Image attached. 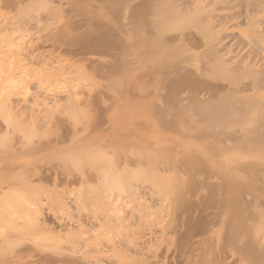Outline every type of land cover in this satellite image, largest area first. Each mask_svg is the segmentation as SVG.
I'll list each match as a JSON object with an SVG mask.
<instances>
[{
    "label": "rangeland",
    "instance_id": "obj_1",
    "mask_svg": "<svg viewBox=\"0 0 264 264\" xmlns=\"http://www.w3.org/2000/svg\"><path fill=\"white\" fill-rule=\"evenodd\" d=\"M16 1V4L9 6L5 3V0H2L0 5V175L5 172L12 175L15 172L17 174L20 171V166L25 167L24 169H27V173L30 170L29 168L33 170L32 168L37 164V166H41L43 169L45 167L51 173H62L63 171L61 170H65V173L67 171L71 173L76 171L77 175L79 173L77 170L80 166V171L83 168L82 170L86 171V173L88 170L91 171L95 168L90 169L91 165H87L88 162H93L94 160L93 163L96 166L101 165V168L106 167L107 169L105 170L109 172L116 171L115 173H117V170L122 169L129 173V176L134 172L133 176H130L134 178H130L131 181L128 175L126 177L128 178L126 188L129 191L127 189L128 192H125L126 198L128 196H131L130 198L133 197L131 202L134 212L131 213V209L128 208L126 212L128 224H125L123 231L121 230L122 232L120 231L121 235L118 232V228L114 230L115 233L102 235L105 237L109 236V239L112 238L110 244L109 239H102L100 235L99 241L102 240L101 249L105 247L102 250L100 249L101 251L110 249L109 251L111 252L114 244L117 245L119 241L131 239L135 234L139 236V239H143V242L139 241V243H142L143 246L145 245V250L149 249L146 264L149 261H151L149 264H264V144H262L264 142V93L260 90L254 94L251 89L247 90L246 87H249V83H251L252 77L250 78V76L254 72L246 75V72L249 71L244 73L243 70L245 62L249 60L245 48H247L252 38H249L251 33L249 32L250 29L248 30L247 28L248 25L246 23L248 19L246 18L253 17L252 19H254L255 16V20L257 19L258 21L262 12L257 14L255 12V15L251 14L253 16L248 13L250 16H247L248 10L249 12L251 10V13H253V9L250 8L252 6L249 4L246 12L244 10L247 7L244 6L247 5H240V0L234 2L231 0V3H227L229 0L227 2L221 0L224 3L223 5H225V9L222 8L223 6L220 7L222 3H217L218 0L216 3L219 5L216 8L213 5L215 9L217 7L221 8L219 10L222 11H215L214 9L218 13L225 12L226 8H232L233 14L235 11L234 15L241 17L246 12L245 16L247 17L245 18L244 16L243 20H245L239 22L240 27L238 25L239 17L237 16L238 18H236L238 19L237 22L235 21L236 19H231L233 15L230 16L229 13L231 12H229L230 10L227 11V9L226 13L228 16L226 13L224 14L230 17L234 24L236 22L238 27L236 24L233 25L230 20H228V23L226 21L222 27L226 29V25L232 23L230 28L236 26L234 33L237 34L236 31L238 29L240 36H238L239 34L237 36L239 38L242 39V36L245 34L250 39L247 40L243 36L246 41L243 40L241 42L239 41L241 39L238 38V47L244 44L240 50H243L245 47L243 50L245 57H240L244 59H242V62L244 61L243 63L245 64L239 58L238 62L241 66L239 67L237 62L235 64L238 67L236 65H234V68L231 66L236 61L235 58L239 57L237 54H243V51L240 52L239 50L240 47H234L236 52L237 50L239 51L237 54L235 51H232L236 54L231 52L235 58H231L232 54H230L228 57L231 59L227 57V61L231 62L234 59L233 63H227H230L228 66L232 68L230 69L232 72L235 69L236 72H234L236 74L234 72V75L231 74L229 70H227L229 73L223 72L229 69L228 66V68L223 66L226 67L224 70L222 65H220L222 63L224 65L226 62V60H223L221 61L222 63L217 64L216 69L217 73L220 70L219 75L222 72L224 74L219 76L221 77L220 79H216L219 78L218 74L214 73L215 75L217 74L215 78L212 73L216 71H212V65V68L210 66L208 68L207 65H210V62L205 64L206 60L201 59V62L204 61L202 64L207 66L206 69L200 68L202 64L199 62L200 59L197 61V58H195L196 61H193L194 59L183 60V63L172 64V61L165 59L164 54H162L164 55L163 58L159 54L160 52L154 49V42L160 41L161 36L164 38L169 33L167 35L165 33L163 36L164 33L162 31V34L158 33L160 34L158 35L156 29H153L154 27L151 28V26L143 24L145 22L142 21V17H145V21H147V16L142 9L143 12L140 10L139 17L141 16V22L143 23L139 19H136L137 17H134V20L133 15L135 14L136 3L139 1L143 3V0H136L135 6V0ZM214 1L212 0L210 5L214 4ZM237 2H240L238 3L239 7H244H242L243 9L241 8L242 10L239 9L243 13L239 12L238 6H236L238 8L233 7ZM247 2L250 1L247 0ZM247 2L245 0V4H248ZM57 6H60V8H57ZM229 6L231 7L229 8ZM234 8L242 14H236L237 11ZM257 15L258 18H256ZM135 21L141 25L139 26L140 29L144 25L147 27L144 26L143 32L142 30L140 31L141 38L139 39L142 42L139 41V43L141 46L137 53L138 56L136 54L133 57L130 41L132 25H135ZM180 22L184 26L187 24V21ZM180 22L176 24L177 28L175 25L176 29L174 31H177L178 28L185 29L184 27H180ZM188 22L189 24L186 26L191 28L192 25H190V21ZM71 23L75 24H73L74 27ZM146 23L149 24L148 21ZM191 24L193 23L191 22ZM148 27L149 30L151 28L150 31L153 29L154 33L153 31L150 33ZM193 28H191L192 31L187 29L190 32H195ZM227 29L229 30L228 26ZM144 30L146 34L150 33V36H143ZM247 32L250 34L246 35ZM108 36L113 41V44ZM146 37H150L149 40L151 38L153 39L152 41L155 40L154 44H151V49L154 47L153 49L156 50L154 57L149 54V50H145L148 49V46L144 47L143 45L145 39H147ZM98 38H100L99 42ZM105 38L109 43L106 42ZM93 39L94 41L96 40L95 43L100 45L104 40L107 44L112 45L109 46L105 43L107 47L109 46L108 49L106 47V50L105 47L102 50L97 48H92V50L84 49L87 46L86 44L90 45ZM101 39L102 42L100 43ZM147 41V45L152 42L148 41V44ZM78 48H80V52H77L79 51ZM75 49L77 54L72 52ZM153 49L151 50V54ZM136 57H138L139 62ZM132 58L136 60L133 59L132 62ZM247 58L248 60L246 61ZM134 61L138 63L135 62L136 65H133ZM227 63L225 64L227 65ZM196 64H200V67L194 68ZM135 66L139 67V71L133 69ZM180 66H191L193 67L191 71L200 68L197 71L195 70L197 76L198 73L206 72L207 69L211 68L210 75L207 74L209 70L204 75L210 76L209 79L215 78L214 80H218L219 83L215 82L220 87L222 80L233 84L229 88V84L225 83L224 85L228 86L227 88H219L225 90V92L222 91L221 93L218 90V94L224 95L227 90L234 96L239 90L240 94L248 93L250 95L249 93L252 92L253 95L251 93V97L253 100L257 97L260 99L261 108L257 110L250 109L247 115L241 116L237 110H234V105L237 106L235 99L241 95L237 94V98L230 99L229 96L231 94L227 91L229 96L226 93L227 96L224 97H227L228 102L231 104L235 101L234 105L232 104L233 106L229 103L227 104V99L224 100L225 98L223 99L221 94L219 97L222 96L221 98L225 101L223 104L226 103L227 107L229 106L228 108L231 109L230 120L227 117H224L225 119L222 118L223 114L219 115L218 110V115H215L217 114L215 112L216 118H214L215 116L212 117L208 111H196L182 105L185 101L183 96L187 94L185 91L187 88L184 90V87L183 91L179 94L177 92L181 91L180 87L177 92L176 90L175 92L172 91V93L174 92V96L178 94L176 95L177 97L175 96V99L180 101L181 104H178V102L173 103L175 99L173 96L171 100L169 99L170 97L168 98V91L170 85V87L173 86L170 88L171 90L175 87V85L171 84L176 80L175 76L179 75L180 78L184 75L182 72L185 69ZM186 69L189 70L190 67H186ZM187 70L184 73L190 71ZM227 74H230L232 77ZM223 75L228 77L224 76V78ZM235 75H237V79ZM13 78L16 81H18L16 78H22L25 79V82L22 79L19 80L21 83L16 82ZM211 80L205 81H214ZM238 80H243L242 87ZM215 82L212 83L216 84ZM237 82L241 88L239 85H236ZM243 84L246 86L244 87L246 90L243 88ZM202 87L203 90L200 94H197L196 88L194 90L197 92L188 89L191 93H196V97L194 93L193 95L189 94L190 92L187 90L189 92L188 95L196 99L198 95L203 94L204 97V95H208L206 93L213 91L209 86ZM25 88L26 90L24 91ZM200 88H198L199 91H201ZM204 88H210L211 91L207 92V89ZM171 90L169 94H171ZM9 91L12 92L11 95L8 94L10 93ZM25 92L28 95L24 94ZM21 94L26 95L25 97H28V101ZM7 95H9L8 98ZM5 98L10 100L7 101ZM229 99L233 101L231 102ZM258 102L259 100L256 101V103ZM224 106L226 107V105ZM230 106L234 108L232 109ZM233 113L236 119L233 118ZM244 130L249 132V134L247 132L243 134ZM62 134H65V137ZM60 137L65 140L66 145L79 141H96L99 149L95 144H93L95 146L94 149L96 147L98 149H95V151L97 150L96 152L93 153L87 149L91 154L93 153V156L95 155L94 157L89 155L88 151L87 153L84 151L85 154L91 156L89 157L90 160H86L89 158L87 155H83L84 153L78 156L79 158L81 157L79 159L76 155L80 154V150L73 151L72 147L69 150L64 149L66 150L64 152L62 150L61 152L55 153L54 151L48 154L44 151H37L35 144L38 142H41L43 145H47L50 142L61 143L62 139ZM22 149L21 153L23 154L19 153ZM40 153L45 154L40 155ZM11 155L15 158L11 157ZM82 156L86 158L85 162H83L84 159L80 161L82 160ZM19 160L22 161V164L21 162L19 163ZM32 161L33 163L36 161L35 164ZM18 163L20 164L19 167L15 166ZM13 166L14 169H12ZM76 166H78V169H76ZM98 168L95 169L98 170ZM135 174L138 175L135 176ZM92 176V179L95 178L93 180V183H95L97 179L96 175ZM7 180V182L0 185V198L2 199L3 197L0 200V205H4V198H8V195H5L6 197L3 196L4 192H8L10 189L13 190L11 187L17 184V181L13 177L7 178ZM34 180H36L35 182L39 181L38 178H34ZM76 183L73 184L74 187L76 186L74 191H78L81 188L80 182ZM128 183L131 188L127 186ZM47 185V190L45 188L46 191L44 190V192H48V194L54 192L50 189L54 187L52 182L47 183ZM77 187L80 188L75 190ZM58 188L56 191L59 190L61 192L62 189ZM82 189H85V187H82ZM86 189L81 193H85L86 195V192H88ZM60 192L54 193L57 195ZM78 192L80 193V190ZM10 193L7 194L10 196ZM79 193L76 192L75 195ZM115 193L117 195L116 188ZM48 194H46L47 196L43 194L38 200L47 204H44L45 211L47 210L46 207H50L56 201V206L59 205L58 210L54 206L55 204L53 206L57 210L56 216L59 218L69 220L68 215L63 214L68 212L72 217V213L75 215V209L77 211L76 205L81 204L78 199L77 201L75 200L80 195H76L77 197L75 196L76 198L74 197V199L71 198L73 201L75 200L74 203L79 202V204H74L75 206L72 204L73 209L71 205L73 201L71 199L70 201L67 200L73 211L69 210L71 211L70 213L65 208L67 206L64 207L62 205L65 208L63 210L60 208L62 207L58 204L60 201L55 200L52 202V197ZM53 195L56 197L55 194ZM60 195L59 197L57 195L56 198L60 199ZM115 196H113L114 199H116ZM84 197L88 198L87 196ZM84 197L83 199L85 200ZM142 198H146V201L145 199L142 200ZM89 199L93 200L90 197ZM83 201L82 203L85 205L86 201ZM91 201L85 205L87 208H92ZM128 201L127 204L130 203ZM95 202L94 200L93 204ZM14 204L16 205L17 203ZM5 205L8 207L9 204L5 203ZM5 205L4 208L0 206V241H4L5 243L8 239L16 240V238L22 241L32 238L39 239L42 235V230L26 224L19 216L13 217L12 213L9 212L10 208L8 210L5 208ZM82 207L81 204L83 211ZM18 208L16 207V209ZM84 214L88 215L86 212H83V217ZM49 215L50 218H53L52 214ZM92 226V229H95L96 226L99 228L97 222ZM117 236L122 237V239H118ZM75 237H73V240H78L74 242L77 246L71 241H67L68 245L64 242L62 247V243L57 241L49 245L54 249L56 248V251L60 249L70 253L73 252L70 248L73 249L76 246L77 250H81V252H85L87 255L100 254L97 248H100L101 245L97 247L98 245L93 244V242L97 244L98 239L93 238V236L90 240L87 239L89 240L88 242L91 241L90 244L85 238L81 241V237H76V239ZM70 239L72 240V238ZM125 242L123 243L122 241L123 244ZM1 245L0 253H2L0 254V259L7 257L11 252H17L21 248V245L13 246L12 244L11 246L14 250L10 251L9 248ZM1 247L3 248L1 249ZM77 250V254H81ZM108 250H105V252H108Z\"/></svg>",
    "mask_w": 264,
    "mask_h": 264
},
{
    "label": "bare ground",
    "instance_id": "obj_2",
    "mask_svg": "<svg viewBox=\"0 0 264 264\" xmlns=\"http://www.w3.org/2000/svg\"><path fill=\"white\" fill-rule=\"evenodd\" d=\"M211 1L212 0H145V1L143 0V3H142V1H139L141 3L138 4L139 2L136 3V0H135L134 6H135V3L137 4V6H135L136 9H135V14L133 15V18L137 17L136 19H139V21L141 22V16L139 17V14H140V10L142 9L145 12V15L147 16L146 19H147V21L149 22L150 25L148 23H146L147 21H145V17H142L144 19V20L142 19V21H144L145 23H143V22H141V23L146 24L147 26H151V28L154 27L153 29L154 30L156 29V33L157 34L158 33L162 34L161 33L162 31L164 33L163 36L165 35V33H166V35L169 33L167 36H165L166 38L165 37L162 38V36H161V40L160 41H155L154 40L155 42L152 41L153 40L152 38H151V40H149L150 37H148V38L146 37L149 42L150 41H152V42H150V44H149L147 39H145V41H144L145 43L143 42L144 44L143 43H141V44H143L144 47L148 46V49H145V50H147V51L149 50L150 51L149 54L151 56L153 55V57H154V55H156L154 53L157 50V52H160L159 53L160 55H162V54L165 55V59H168V60L172 61L173 62L172 64L183 63L182 62L183 60H193L194 59L193 61H196L195 58L198 59L197 61H199V59H200L199 62H201V59L206 60L205 64L210 62V65L209 64L207 65L208 68H209V66L211 67V65H212L213 66L212 71L213 70L216 71V72L212 73L214 75V77L217 74H218V77H219V76H222V74H224V73H227V72L229 73V71H231L230 73L234 75V73L236 72L235 69H233L235 71V72L233 71L234 72L233 73L232 70H230L232 68L230 66H228L234 59L230 62V61H227L228 60L227 57L230 56V54H232V53L235 54L236 50H234V47H238L239 44H237V43L239 41L242 42L243 40H245V38L247 40H250L249 38L252 37L251 38V42L250 41H249L250 43L247 42V43H249V45L247 44L248 45L247 48L244 47L246 49L245 51L247 52L249 60L247 58L246 61L247 60L248 61L245 62L246 63L245 64V63H243L244 61L242 62L243 58H240V57H245L244 56V51H243L244 48H243V50H240V49H242L241 47L244 46V44H243V46L242 45L239 46L240 48L238 47L240 52L243 51V54L240 53L243 56L237 54L239 50H237V52H236L237 56H239L238 58L236 57L237 59L232 54L230 57L231 58L232 57L235 58L236 61H234V63L232 62L233 65H231V66H233V68H234V65H236L235 64L236 62L239 64L238 61H239V58H240L241 62L243 64H245L244 69H243L244 73L246 71H249L250 73L246 72V75H247V74H251L252 72H254V74L250 76V78L251 77L252 78H251V81H250L251 83H249L250 84L249 87L248 86L246 87L243 84L244 85L243 88L246 87L247 90L251 89L254 94L258 93L260 90H262V93H264V90H263V87H264V17L261 18V16L264 15L263 14L264 0H248L250 2H247V0H246V2L248 4H245V0L244 1L240 0L241 3L237 2L236 3L237 5L235 3H233V4H235V6H233V7L238 6V3H240V5H243V6L247 5V6H244V7H247V9L245 8L246 10H244L246 12L248 10L249 4H250V6H252L250 8L253 9V13H251L252 12L251 10H250V12L248 10L247 13L246 12L243 13L241 11L244 8L243 6H242L243 8L239 7L240 5L238 6L239 8L236 7V8H238V10L242 8L241 10H239V12H242L244 15L242 13H241L242 14L241 15L238 12V10L236 8H234V10L237 11L236 14L239 13L241 15V17H239V15H234L235 11H234V14H233V11L231 10L232 8H230L231 6H229L230 9L226 8V10L228 9L227 11L230 10L229 12L232 13L231 14V13L228 12L230 14V16L233 15V16H231V19L235 20L236 18L239 17L238 18L239 19V21H238V25L239 26H240L239 22L243 20V18H244V16L246 14H247V16H250L251 14H254L255 12H256V14L262 12V15L259 16V20L258 21H257V19L255 20V16H254V19H252L253 17L250 18V17L245 16V18L247 17L246 19H248L247 23H246V25H248L247 28H248V30L250 29L249 32L251 33L250 34L249 32H247L246 35L250 34L251 36L249 35V38H248V36L246 37L245 34H244L243 36L245 38L242 36V39L238 37V36H240V34H239L240 32L238 33V29L237 28H236L237 29V31H236L237 34L234 33L236 26L235 27L233 26L234 31L232 32L233 28L231 27L232 28L231 29L230 26H232L233 22L231 21L230 17H227L228 14L226 13V10H225V12H222V13L223 14L226 13L227 16H226V14L223 15L222 13L215 12L216 10L222 11V10H219V8L222 7V6H223L222 8H224L225 5H223L224 4L223 2H225V1L227 2V0H225V1L222 0L223 2L221 0H218L220 2L215 0L213 2L214 4L210 5V3H212ZM216 1H217V3H220V4L222 3L219 8L217 7V9H215V8L219 4H217ZM230 1L231 0H229L227 3H229ZM232 1L234 2L236 0H232ZM243 2H244V4H242ZM1 3H2V0H0V5H1ZM5 3H7V5H9V6H13L14 4L17 3V1L15 2V0H5ZM215 3H216V5H215ZM213 5L215 6V8H214ZM58 7L60 8V6H57V8ZM214 9H215V11H214ZM56 10H58V9H56ZM58 12H59V10H58ZM248 13L250 15H248ZM132 14H133V11H132ZM258 15H260V14H258ZM258 15H257L256 18H258ZM251 16H253V15H251ZM240 18H242V19L240 20ZM238 19H236L235 21L237 22ZM251 19L254 20L255 22L252 21ZM134 20H135V18H134ZM228 20H230L232 22L231 23L229 21V23H231V24L230 25H226V29H227V26H228L229 30L231 29L230 31L228 29L226 30L225 27L224 28L222 27L223 24L226 23V21L228 23ZM180 21H182V22L187 21L186 22L187 24H189L188 21H190V25H192L191 28L194 27L193 31H195V32L188 31V29L191 30V28L187 27L188 26L187 24H185V26H184V24L183 23L181 24ZM179 22H180V25H181L180 27H184L185 29L178 28L177 31H174L177 28L176 24H179ZM191 22L193 24H191ZM236 22H235V24L237 25ZM132 24H134V23H132ZM235 24L233 23V25H235ZM243 24H245V23L243 22ZM243 24L241 23V25H243ZM74 25H73V27H74ZM146 25H144V26H146ZM175 25H176V28H175ZM193 25H195V26H193ZM238 25H237V27H238ZM139 26H141V25L137 21H135V25L134 26L132 25V34H131L130 46H131V54L133 55V57H134V55L136 56V54L139 52V48L141 46L139 41L142 42L139 38H141L140 37V31L142 30V32H143L144 26L141 27V29H140ZM69 27H67V28H69ZM178 27H179V25H178ZM151 28H150V30H151ZM153 29H152V31L154 33ZM179 29L180 30L182 29V30L180 31ZM148 30H149V27H148ZM185 30H187V32H185ZM222 30H223V32H221ZM152 31H150V33ZM144 32H145V30H144ZM177 32H179V33H177ZM144 34H143V36H147V35L150 36L149 34H146V32ZM160 34H158V35H160ZM238 38L241 39V40L238 41ZM99 39L100 38H98V42H99ZM105 40H106L107 43H109L106 38H105ZM105 40H104V42H102V39H101L100 43L101 42L102 43L100 45L98 43H95L96 40L94 41V39H93L91 41V44L90 45L86 44L87 46H85L84 49L92 50V48L93 49L97 48V49L102 50V49H104L103 47H105V50H106V47H107L106 45H109V46L112 45L113 41L110 38V41H111L112 44H107L105 42ZM146 41L148 42L149 45H147ZM153 42L155 43V46H154L155 48L152 47V49L154 48L156 50L153 49V52L151 54V50H152L151 46L154 44ZM241 42H240V44H241ZM105 43H106V45H105ZM145 44H146V46H145ZM108 47H107V49H108ZM78 50L79 51H77V52H80V48H78ZM26 51H28V50H26ZM75 51H76V49L74 51H72V52L76 53ZM147 51H145V53ZM232 51H235V52H232ZM27 53H29V52H27ZM147 54H148V52H147ZM164 55H162L163 58H164ZM137 56H138V54H137ZM230 57H228V58H230ZM133 59H135V58H132V62H133ZM136 59L138 60V57H136ZM223 60H226V62L224 61L225 63H227V62H230V63H227V65L224 63V65H223V63L221 62ZM135 62H137V61H134L133 65H136ZM138 62H139V60H138ZM202 62H204V61H202ZM202 62L200 64H202ZM219 63H222V64H220V65H222V67L223 66H226V67L228 66L229 67V69H226V67H223L224 70L225 69L226 70L225 71L221 70V71L224 72V73L220 72L221 75H219V71L220 70L218 69L219 71L217 73V69H216V66ZM194 64H195V62H194ZM200 64H198V65L196 64V67H194V68H197V66L200 67ZM205 64L204 65L202 64V66L200 68L202 69V67H203L204 69H206L207 66H205ZM220 65H219V67H220ZM236 66L238 67V65H236ZM240 66L241 65L239 64V67ZM135 67L133 69L135 71H139V67H136L137 69ZM182 67H184V66H182ZM186 67H188V68L190 67V69H189L190 71L187 70ZM186 67H184V69H185L184 71L186 72V70H187L189 72L184 73V71H183L182 73L184 75L182 77H180V78H179V75L177 74L178 76H175L176 80L173 79L175 81V83H174V81H173L174 84L171 83L172 81L170 82L172 85H175V87H174L173 90H171L170 88H172L173 86L172 87H170L171 85L169 86V91L171 90L170 93L172 95L169 94V91H168V95H169L168 98L170 97L169 99L171 100V98L173 96V98L175 99V96L183 91V87H184V90L187 88L185 90L187 94H185L183 96V98L185 99V101L182 104L183 106L188 107L189 109L196 110V111H202V110L208 111V113H211L212 117H214L215 115H218V112H219V115L223 114V116H221L222 118L227 117L230 120L229 117H231L230 116L231 109L228 108L229 106L227 107V104L228 103L231 104V103L228 102L227 97H224V96H227V94H228L227 91L229 92V90L226 91L227 94L226 93L224 95L221 94L222 91L225 92V90H221V89H225V88H223V87H226V85H224V84L225 83L229 84V82L221 79L222 80V82H220L221 87H222L221 88L219 86V84H218L219 83L218 80L217 81L214 80L217 76L215 78L213 76H211V77L214 78V79L211 78L214 81L209 79L210 76H208L207 74L210 75V72H211L210 69L212 67L210 69H207V71L209 70L208 72L206 71L207 72V74H206L207 75V79H206V75H204V73H206V72H201V70H200L201 73H198V76H200V77L204 76L205 78L204 77L200 78V77L197 76L196 71L198 69H200V68L195 69L196 71L194 69H193L194 71H191L192 70L191 68H193V67H191V66H186ZM222 67H220V68L223 69ZM237 67H236V69L239 70ZM242 67H243V65H242ZM242 67H241V69H242ZM179 69H178V72H179ZM227 70H229V71H227ZM173 71H175V70H173ZM202 73H203V75H202ZM214 73H217V74L215 75ZM225 75H223V77ZM227 75H230V74H227ZM225 77H228V76H225ZM236 77H237V75H235V78ZM220 78L221 77L216 78V79H220ZM16 79L18 80V81H16L14 79L16 82H20L19 80L22 79V78H20V79L16 78ZM200 79H202V80H200ZM228 79H230V78H228ZM22 80H23V82H25V79H22ZM205 80H209V81L211 80L212 82L216 81L218 83L215 82L216 84H214L212 82H208V81H205ZM10 81H12V80H10ZM223 81H225V82H223ZM235 81H237V80H235ZM235 81H233V82H235ZM242 81L238 80V82H240L239 83L240 85L242 84ZM238 82L236 84L237 86L239 85ZM222 85H224V86H222ZM232 85L233 84L230 83L228 85L229 88H231L230 86H232ZM236 85H235V87H236ZM240 85H239V87H240ZM202 86H206V87L209 86L211 89H213V91L209 93L208 91H211V89L210 88L209 89L204 88V89H207L208 93H206V95L207 94L208 95L207 96L204 95V97H203V94H201L202 95L201 98H200L201 95L200 96L198 95L199 99L198 98L195 99L197 94L202 93V90H203ZM19 87H20V85H19ZM179 87H180L181 91H178ZM239 87H238V89H240L242 87V85H241L240 88ZM26 88L24 89V91L26 90ZM195 88L197 89L198 92L196 90H194ZM198 88H200L201 91H199ZM219 88H221V89H219ZM188 89H192L194 92L195 91L197 92V94L193 92L195 97H193L191 95H188V93L190 92ZM238 89H237V91H238ZM175 90H176V92L178 91L177 92L178 94L175 93L176 95L174 96ZM218 90L221 91L220 94L223 96V99L224 98H225L224 100L227 99V101H226L227 104L226 103L223 104V102H225V101L221 98L222 96L219 97L220 94H218L219 92L217 93ZM11 91H9L10 92V93H8L9 95L12 94L13 91L12 92ZM172 91H174V92L172 93ZM241 92H243V91H241ZM193 93L190 92L189 94L193 95ZM251 93L252 92L249 93L250 95H248V93H246V94L245 93H241L240 94V90H239L237 94L239 96L240 95L241 96L238 97V98H237V94L235 96L232 95L230 92H229V94H231V96H229V94H228L230 99H233L234 97L237 98V99L234 98L237 103L235 101H233V100H232L233 102L230 99L229 100L232 102L233 105H234V102H235V104H237V106L234 105V107H235L234 110H237V112L240 113L241 116H243L244 114L247 115V113H248V111L250 109L251 110H254V109L257 110L258 108H261L260 99L257 97L258 100H259V102H258L259 104L256 103V101H258V100H257V98L256 99L254 98L256 101L253 100V98L251 97ZM253 93H252V95H253ZM24 94L28 95L27 92H25ZM24 94H21V96H24L23 98L27 99L28 97H25L26 95H24ZM243 94H245L244 97H242ZM9 95H7V98H8ZM188 96H190V97H188ZM60 97H61V95H60ZM7 98H5L7 101L10 100V99H7ZM176 100L177 99H175V101H173V103H175V102L177 103L178 102V104H181L180 101H178V100L176 101ZM27 101H28V99H27ZM27 101L25 100V102H27ZM27 104H28V102H27ZM224 105H226V107ZM257 105H258V107L256 108ZM232 106H230V107H232ZM234 107H232V109ZM236 107L239 109L240 112L238 111V109ZM228 109H230V110H228ZM217 110H218V112H217ZM215 112H217V114H215ZM233 116H234V113H233ZM214 118H216V116ZM233 118L236 119L235 116ZM231 120H232V118H231ZM245 132H247V131L244 130L243 134H246ZM247 134H249V132H247ZM250 136H251V134H250ZM64 137H62V138H64ZM247 137H249V136L247 135ZM88 142H90V143H88ZM261 142H263V141H261ZM50 143H48L47 145L46 144L43 145L41 142H38L37 144H35L37 151L38 152H43L44 151L45 153L48 154L49 152L53 153L54 151H55V153L56 152H61L62 150L64 152L67 149L69 150L70 147H72L73 151L80 150V154L76 155L78 157V156L82 155V153H84V151H85V153H87V151L89 150L90 152L94 153V152H96L99 149L98 143H96V141H93V142H91V141H87V142L79 141V142H73V143H70L69 145H66L65 144V140L62 139L61 143L60 142H55V143H51V144ZM93 144H95V146L97 145V147H98V149H97V147L95 148V149H97L96 151L94 149L95 146ZM262 144H264V142ZM26 145H28V144H26ZM26 145H25V147H26ZM25 147H23L24 150H26ZM90 148H91V150H90ZM4 149H6V148H4ZM64 149H66V150H64ZM92 149H94V151H92ZM11 151H12V149H11ZM21 151H23V149L20 150L19 153H21ZM33 151H36V150H33ZM81 151H83V152H81ZM89 151H88V154L93 156V153L91 154ZM85 153L83 155H87L88 158L91 157V156H89L88 154H85ZM21 154H23V153H21ZM42 154L43 153H40V155H42ZM17 155H19V154H17ZM69 155H70V153H69ZM11 157H14V156L11 155ZM83 159H84V161H83ZM85 159L86 158L85 157L83 158V156H82V160H80V161L85 162ZM86 160H90V158L86 159ZM12 161H13V159H12ZM20 162L22 164V161L19 160V163ZM35 162L33 163V161H32L33 164H35ZM91 162L87 163V165L88 164L91 165L90 169H92L93 167H95V168L99 167L98 170H100V171H98L97 169L93 168L92 169L93 171L91 170L93 173L91 171H89V170L86 173V171L84 172L82 170L83 168H81V171H80V167L81 166L79 167V169H78V166H76L77 167L76 169H78L77 171H79V173L77 175H76L75 168H74V171H75L74 173L73 172L71 173L70 171H67V173H65L66 172L65 170H61V171H63L62 173L61 172L60 173L59 172H55V171H54L55 173H51L45 167L43 169V167L37 166L38 165L37 164L34 168H32L33 170H31V168L28 167L30 169V170H28L30 172V174H29L28 171L26 173L27 169L25 170L24 169L25 167L23 168L22 166H20L21 167L20 171H18L16 169L20 165L18 163V165H15V166H17L15 168L18 171L17 174H15L16 172L13 173V175L12 174H8V173L5 172V173H2L0 175V185H2L3 183L7 182L8 181L7 178H12L13 177V179H15L17 181V184L11 187L13 190L10 189V190H8V192L5 191L7 193L11 192L10 196L11 195L12 196H11L10 200H9V197H10L9 194H7L5 192L3 194L4 197H6L8 195V198L6 197L3 200V201H5L4 205H5V203L7 205L8 204L10 205V207H9V205H8V207L5 205V208H7V209L10 208L9 212L12 213L13 217L19 216V217L22 218V220L26 224H28V225H30L32 227H35V228L37 227L38 229L42 230V235L39 237V239L32 238V239H25L26 241L25 240L22 241L21 239L19 240L18 238H16V240L8 239L7 241H5V243H4V241L3 242L0 241V244H2L5 247L9 248L10 251L14 250L13 247L11 246L12 244H13V246L21 245L20 250H18L17 252H15V253L11 252V253H9V255L7 257H5V258L2 257L0 259V264H146V261H148L149 249L145 250L146 249V247H144L145 245L143 246L142 243H139V241L143 242V239L142 238L139 239V236L135 235V234H134V236H132L133 238H131V239L129 238V239L125 240L126 242H128L127 244H126V242L124 240H122L123 243L125 242L126 245L123 244L122 241H119V243L117 245L114 244L112 246V248H111L112 251L111 252L109 251L110 249L109 250L105 249V250H108V252L107 251L105 252V250L101 251L105 247H103L101 249L102 240L99 241L100 237L102 235L115 233L114 230L117 229V228H118L119 234L121 235L120 231L121 230L123 231L125 224H128V222L126 220V218H127L126 217V212L128 211V208L131 209L130 210V212L132 211L131 213L134 212L132 210L133 209L132 208L133 204L131 202L133 197L130 198L131 196L130 197L128 196L126 198L127 195L125 193L127 191V189H128V188H126V183H127V180H128V178H126V177L129 176L128 175L129 173H127L126 171H123L122 169L121 170H117V173H115L116 171L115 172L114 171L113 172H109V171L105 170V169H107L106 167H102L101 168L100 167L101 165L100 166L99 165L96 166L93 162L92 163ZM12 164H13V162H12ZM12 169H14V166L12 167ZM19 172H20V174H19ZM89 172H91V173L89 174ZM133 173L134 172H132V175H130V176H133ZM14 174L17 175V176H15ZM92 175H96L97 179H96L95 183H93V180H95V178L92 179L93 178ZM136 175H138V174H135V176ZM130 176H129V179L132 178ZM34 178H38L39 181L35 182L36 180H34ZM132 179H134V178H132ZM78 181L80 182L79 184H81V188L85 187V189H86L88 187L86 189V191L88 190L89 193L86 192L87 193L86 195H85V193L82 194L81 192H84L85 189L81 190L80 187H79L80 189L78 187L75 189V190L79 189L80 193L78 192L79 190L78 191H74V188L76 186L74 187L73 184L76 183V182L78 183ZM130 181H131V179H130ZM130 181H129V183L131 184ZM49 182H52V184L54 185L53 188L52 187L51 188L49 187V188L52 191L56 192V193L60 192L59 190L58 191H56V190L62 184L60 186V188H58L60 190L62 189L61 192H60V194L62 193V195L57 194L58 197L60 195V199L56 198L57 195L54 192H50V194H48V192L47 193L44 192L45 188L48 187L47 183H49ZM59 183H60V185L58 186ZM129 183L127 184V186L129 188H131ZM55 185L58 186V187H56ZM71 185H73L72 186L73 188L70 187ZM55 187H56V189H55ZM115 188H116V191H117V195L115 193ZM125 188H126V190H125ZM46 190H47V188H46ZM128 191H129V189H128ZM76 192L79 193V194H76V195H80L79 198H76L77 197L75 195ZM114 193H115V195L117 197L114 195ZM130 193L132 194V192H130ZM43 194L45 196H47L46 194L50 195L52 197V202H54L55 200L60 201V202L57 201L58 204H60V206L63 205L64 207L67 206L65 208L68 211L69 210L72 211L74 204L76 205V204H79V202H81V204L83 206L82 207L83 211L81 209V204H79V205H76L77 206L76 207L77 211L75 209V212H74L75 215L72 213V217H71V215H69L68 212H65V214L62 213L63 215H66V216L68 215V219L69 220L61 218V217L59 218V217L56 216L57 215L56 214L57 210L59 208V205L56 206L57 204H55L56 201L54 202L55 205L54 204H52L51 206L49 205L50 207H48V208L46 207L47 210L45 211L44 204H46V203L40 202L38 200V198L40 199V197L43 196ZM53 194H55L56 197ZM81 194H82V197H81ZM53 196L56 199H54ZM84 196H87L88 197L87 199H89V197L91 199H93L92 201L89 199L92 202V208L91 209L87 208L85 206L90 201L87 200ZM113 196H115L116 199H114ZM74 197L76 198L75 199L76 201L78 199V201H79L78 203H74L75 200L73 201L71 199V198L74 199ZM83 197L85 198V200L83 199ZM67 198H69V199H67ZM2 199H3V197H2ZM2 199L0 198V200H2ZM70 199H71V201H73V203H71V205L73 204L72 205V209H71V205H69L70 203L68 204V201H67V200L70 201ZM143 199H145V201H146V198H142V200ZM94 200L96 202L93 204ZM127 200H129L128 202L131 203V204L128 203L130 205L127 204ZM82 201L83 202L86 201L85 205H84V203H82ZM14 203H17L16 205H18L19 208ZM4 205L1 204L0 206L2 208H4ZM53 205L57 207V210L54 209ZM63 206L60 207L62 210L65 209ZM16 207L18 209H16ZM51 207H53V208H51ZM68 207H69V209H68ZM7 209H5V210H7ZM78 209H80V210H78ZM84 209H85V211H84ZM8 210H7V212H8ZM71 211H69V212L71 213ZM83 212H86L88 215L84 214V217H83V215H82ZM1 213L3 215V211ZM66 213H68V214H66ZM49 214H52L53 218H50ZM76 214H77V218H76ZM95 222L98 223L99 228H97V226H96L95 229H92V227H93L92 225ZM74 236L81 237V239H80L81 241L84 240V238H85V240H87V239L90 240V238H92V236H93V238L95 237L96 239H98L97 244H96V242H93V244L95 243L96 246L98 245L97 247H99L101 245L100 248H97V249H99V253L100 254L99 255H87V254H85V252H81V250H77L78 249L76 247L77 245L74 243L77 239L75 237L76 240H73ZM117 237H118V239L119 238L122 239V237H119V236H117ZM70 238H72V240ZM103 238L109 239V236H106V237L102 236V239ZM111 239L112 238L109 239L110 242L108 241L109 244L112 241ZM89 240H87V242ZM56 241L59 242V243H62L61 247L64 245V242L67 243V241H69V242L71 241L72 243H74L76 245V246L74 245L76 248L74 247L73 249L72 248H70V249L73 250V252L74 251L76 252V250H77L78 253H79V251H80L81 254H77V252L73 253V252H70V251H69L70 253H68L67 251H63V250H60V249H57V251H56L55 250L56 248L54 249L53 247H51L49 245V244H52L53 242H56ZM88 243L91 244V241L88 242ZM66 245H68V243ZM3 247H1V249ZM10 247H12V248H10ZM149 263H151V261H149L148 264Z\"/></svg>",
    "mask_w": 264,
    "mask_h": 264
}]
</instances>
